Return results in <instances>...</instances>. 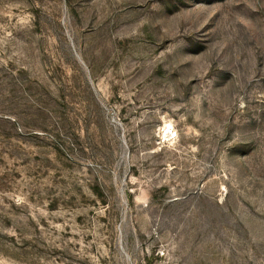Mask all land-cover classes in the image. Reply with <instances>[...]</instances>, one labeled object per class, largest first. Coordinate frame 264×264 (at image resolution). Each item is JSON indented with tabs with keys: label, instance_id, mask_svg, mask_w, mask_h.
Segmentation results:
<instances>
[{
	"label": "rangeland",
	"instance_id": "rangeland-1",
	"mask_svg": "<svg viewBox=\"0 0 264 264\" xmlns=\"http://www.w3.org/2000/svg\"><path fill=\"white\" fill-rule=\"evenodd\" d=\"M0 264H264V0H0Z\"/></svg>",
	"mask_w": 264,
	"mask_h": 264
}]
</instances>
